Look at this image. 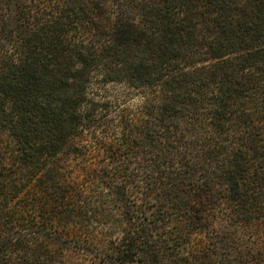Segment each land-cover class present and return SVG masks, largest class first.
Here are the masks:
<instances>
[{"label":"trees","instance_id":"obj_1","mask_svg":"<svg viewBox=\"0 0 264 264\" xmlns=\"http://www.w3.org/2000/svg\"><path fill=\"white\" fill-rule=\"evenodd\" d=\"M0 264H264V0H0Z\"/></svg>","mask_w":264,"mask_h":264}]
</instances>
